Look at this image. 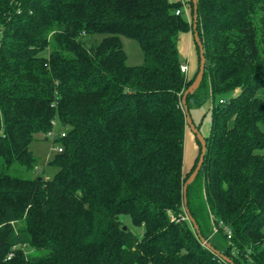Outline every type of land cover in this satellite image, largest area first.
I'll return each mask as SVG.
<instances>
[{
    "label": "trees",
    "instance_id": "16d2710c",
    "mask_svg": "<svg viewBox=\"0 0 264 264\" xmlns=\"http://www.w3.org/2000/svg\"><path fill=\"white\" fill-rule=\"evenodd\" d=\"M189 2L190 21L180 0H0V264H231L185 212L200 154L195 138L184 172L181 97L199 66L193 36L195 67L177 47L193 34ZM196 24L205 66L186 105H212L186 207L232 264H264V0H197ZM52 121L57 170L27 176L28 145Z\"/></svg>",
    "mask_w": 264,
    "mask_h": 264
},
{
    "label": "rangeland",
    "instance_id": "374dc122",
    "mask_svg": "<svg viewBox=\"0 0 264 264\" xmlns=\"http://www.w3.org/2000/svg\"><path fill=\"white\" fill-rule=\"evenodd\" d=\"M170 1H177V0H170ZM180 1L182 3V7H183L182 9L185 11V16L190 21L191 19L190 2L189 0H180ZM192 36L193 34L191 31L181 33L179 35L177 47L181 59L184 60L185 49H187L186 44L187 45L190 44V48L192 52L191 57L189 58V61L185 60V62L192 61V66L195 67L196 57H195L194 45L192 43V38H191ZM101 37L102 35H94L92 37H88L87 42H89V39L99 40ZM188 39L189 40L191 39V42L188 41ZM121 41L126 55V63L129 65L141 64L143 62V54L137 40L126 36H121ZM258 95L264 98V89H260L258 91ZM211 105H212L211 99L206 97L203 100H201L199 104L192 106L189 110V114L193 124L195 125L199 133H201V135L203 136H205L209 131L210 120H211V111H210ZM260 127L264 132V124H261ZM60 130L61 129H59V127L56 126L52 129L54 134L60 132ZM52 138H53L52 135H48V134L44 135L42 133H37L29 143L28 148L30 149V151L32 152V154L36 159L35 162L36 170L29 172L27 176H33V177L39 176L41 178L47 179V178H51L56 172L57 167L49 163V161L53 158L54 154L57 152L55 150V147H57L59 144L57 142H53ZM197 153H198V144L195 141L194 133L187 125L183 140L182 167L184 172L190 170V168L194 163V158L197 155ZM126 220H127V224L130 225V221L128 220V218ZM132 229L139 236L143 232V227H132ZM262 230L264 232V225L262 227ZM211 240L219 247L223 246V244L225 243V239L215 231H213Z\"/></svg>",
    "mask_w": 264,
    "mask_h": 264
},
{
    "label": "water",
    "instance_id": "95a60500",
    "mask_svg": "<svg viewBox=\"0 0 264 264\" xmlns=\"http://www.w3.org/2000/svg\"><path fill=\"white\" fill-rule=\"evenodd\" d=\"M191 1H192V5H193L192 31H193V39L199 48V66H198V71H197V74H196L194 80L183 91V94L181 97V105H182V108H183L184 113H185L186 124L190 127V129L194 133L195 138L200 143V154H199V157H198V160H197V163H196L194 169L189 174V176L187 177V179L185 180V182L183 184L185 212H186L188 220L193 225L196 233L198 234V237H199L200 241L202 242V244H204L207 248H209L211 251L216 253L223 260L232 264L233 262L231 261L230 258H228L226 255H224L220 250L214 248L210 242H208L205 238H203L200 235L198 226H197L194 218L191 216V214L189 213V211L186 207L185 195H186L187 186H188V184H190L194 180L195 176L197 175L198 171L200 170L202 162H203V158H204L205 149H206V142H205L204 136L201 135V133H199V131L197 130V128L193 124L191 117H190V114H189V111H188V107L186 105V98H187L188 94L193 93L197 89V87L199 86V84L202 80L204 66H205V58H204V54H203V48H202V44H201L199 35L197 33V30H196V28H197V24H196V22H197V0H191Z\"/></svg>",
    "mask_w": 264,
    "mask_h": 264
},
{
    "label": "built area",
    "instance_id": "2783aa9c",
    "mask_svg": "<svg viewBox=\"0 0 264 264\" xmlns=\"http://www.w3.org/2000/svg\"><path fill=\"white\" fill-rule=\"evenodd\" d=\"M178 12H179V10L176 11V13H178ZM180 68L184 72L187 71V65L186 64H181ZM219 102H224V100L223 99H219ZM52 123H53V125L56 124L55 121H52ZM64 134H65L64 132H60L59 136H64ZM49 135H52L54 137L56 134H54V132L51 130L49 132ZM55 150L56 151H61L62 148L60 147V145H58L57 147H55ZM222 228H223V231L226 233L227 237H230V235H231L230 227L227 226V225H222Z\"/></svg>",
    "mask_w": 264,
    "mask_h": 264
},
{
    "label": "crops",
    "instance_id": "0c3cea01",
    "mask_svg": "<svg viewBox=\"0 0 264 264\" xmlns=\"http://www.w3.org/2000/svg\"><path fill=\"white\" fill-rule=\"evenodd\" d=\"M192 38V37H191ZM188 41H190L191 42V39L189 40L188 39ZM189 43V42H188ZM189 46V47H188ZM186 48L187 49H185V56H184V60H187V61H189V58L191 57V48H190V44H186Z\"/></svg>",
    "mask_w": 264,
    "mask_h": 264
}]
</instances>
